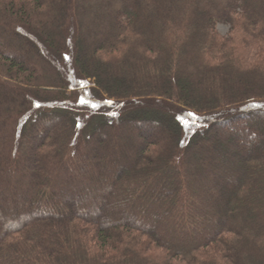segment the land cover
<instances>
[{"label":"trees","instance_id":"16d2710c","mask_svg":"<svg viewBox=\"0 0 264 264\" xmlns=\"http://www.w3.org/2000/svg\"><path fill=\"white\" fill-rule=\"evenodd\" d=\"M0 264H264V0H0Z\"/></svg>","mask_w":264,"mask_h":264},{"label":"rangeland","instance_id":"374dc122","mask_svg":"<svg viewBox=\"0 0 264 264\" xmlns=\"http://www.w3.org/2000/svg\"><path fill=\"white\" fill-rule=\"evenodd\" d=\"M216 30L221 36L227 37L230 34L231 29H230L228 24L218 23L216 25ZM231 37L233 38L234 43H236V44L240 43V41H239L240 38L237 37L236 34L235 35L233 34Z\"/></svg>","mask_w":264,"mask_h":264},{"label":"snow or ice","instance_id":"6c2138e0","mask_svg":"<svg viewBox=\"0 0 264 264\" xmlns=\"http://www.w3.org/2000/svg\"><path fill=\"white\" fill-rule=\"evenodd\" d=\"M81 103H85V101L81 100Z\"/></svg>","mask_w":264,"mask_h":264}]
</instances>
